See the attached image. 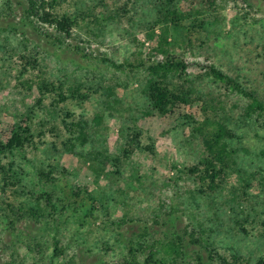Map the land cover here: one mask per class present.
Returning <instances> with one entry per match:
<instances>
[{"label": "rangeland", "instance_id": "obj_1", "mask_svg": "<svg viewBox=\"0 0 264 264\" xmlns=\"http://www.w3.org/2000/svg\"><path fill=\"white\" fill-rule=\"evenodd\" d=\"M248 2L253 8L244 0H60L55 12L77 23L70 38L54 45L22 19L18 0H0V136L7 139L20 124H27L34 136V143L11 158L23 186L16 203L34 206L32 194L71 197L74 205L59 219V232L63 242L84 248L87 262L121 264L128 242L148 239V245L155 244L169 230L165 223L172 209L179 230L205 231L204 246L231 263V254L247 264L264 258V227L256 223L264 211V128L241 118L247 99L227 93L204 73L213 64L264 101V1ZM163 7L181 16L176 26L166 21ZM50 32L55 33L53 28ZM164 32L173 44L169 51L188 63L190 78L205 94L201 100L214 102L223 108L220 114L230 117L238 167L250 176L247 195L236 199L231 190L199 193L200 183L186 170L204 158L202 136L193 133L183 116L158 115L143 92L147 72L128 65L157 60L154 52ZM23 56L37 58L39 65L25 66ZM111 62L124 68L117 70ZM43 79L62 86L58 93H45L38 104L36 84ZM75 89L79 91L73 95ZM60 92L66 101L60 100ZM200 106L181 113L200 114ZM81 120L87 123L84 142L77 138L78 130L66 127ZM137 132L138 149L116 170L114 159L122 157ZM75 192L81 195L75 197ZM246 214L251 215L250 223H244L248 235L235 223ZM145 228L153 237L138 236ZM5 229L6 221L0 219V264L11 260ZM187 241L188 236L186 262L161 249L157 258L198 264L199 252L207 262L209 252ZM15 244L25 254L21 243ZM52 254L53 247L47 256Z\"/></svg>", "mask_w": 264, "mask_h": 264}, {"label": "trees", "instance_id": "obj_2", "mask_svg": "<svg viewBox=\"0 0 264 264\" xmlns=\"http://www.w3.org/2000/svg\"><path fill=\"white\" fill-rule=\"evenodd\" d=\"M244 1L248 3V7L253 8L248 0ZM59 3L60 0H18L17 4L22 9V19L26 24L54 45H62L65 39L70 38L77 23L76 19L68 15L59 16L55 12ZM7 6L11 7V4L7 3ZM160 12L168 18H166V21L171 19L175 26L181 19V16H175V13L168 10V8H164ZM51 28L54 29L55 33L50 32ZM150 37L152 38L153 35H150ZM171 45L173 44L168 40L167 33L164 32V36L154 52L157 60H152L150 64L140 61L136 65H128L131 68L144 69L147 72L148 80L143 92L158 115L166 119L176 115L183 116L188 121L185 124L193 130V133L202 136L204 158L186 170L192 176H195L196 181L200 183L199 193L212 196L224 190H231L236 199L241 195H247L250 176L246 174V177L238 167L235 157L237 150L231 145L232 140L236 139L237 136L236 132L229 127L230 117L224 112L220 114L218 109L223 108L216 107L214 102H203L201 100L200 97L205 94L197 89L190 78L188 63L169 51ZM23 59L25 60V66L34 68L39 65V61L35 57L23 56ZM111 63L117 70L124 68V64ZM204 73L213 81L221 84L227 93L238 94L247 99L241 118L245 122L258 124L264 128V101L254 92L243 88L235 78L224 73L213 64L204 67ZM36 85L41 93L37 100L38 104L43 102L45 93H58L59 88L62 86L56 87L47 79L41 80ZM32 87V85L28 86L29 90H32ZM78 91L79 89L72 90V94L75 95ZM57 95L61 101L68 99L61 92ZM81 98L86 99L87 97L81 96ZM201 103L200 114L203 116L202 120L198 119L200 114L197 111L195 113H181L183 109L192 111L194 107ZM96 121L100 123V116L96 118ZM66 125L71 131L78 130L79 136L77 138L82 142L85 141L86 121L81 120L77 124ZM138 135L140 134L137 132L136 137L130 139V145L123 150L122 157L114 159L116 170H119L125 161L130 160L133 153L138 149L139 145L136 143ZM33 138L31 128L27 124L25 126L21 124L14 126L7 139L0 136V219L6 221L4 232L11 238V245L7 243L5 245L7 249L11 250V260L8 264H99L84 260V248L77 242H63L61 239L58 221L66 216L67 211L73 207L74 204L70 203L71 197L67 196L63 200L60 198L55 200L53 193L39 196L32 194L35 202L34 206L24 202L16 203L18 196L23 193V190L20 189L23 186L20 175L16 170V164L11 158L17 152H23L34 143ZM5 160L7 162H4ZM91 168L96 173L101 171L95 165H92ZM116 174H119V172L116 171ZM40 175L48 180H54L48 173L41 172ZM233 175H236L235 183H238V186H235L232 182ZM9 191L11 194H9ZM85 194L91 203H95L96 199L90 192L86 190ZM80 195L81 192L73 194L75 197ZM169 215L170 218L165 223V225H169V230L163 233L164 238L156 239L153 241L155 244L148 245V239L145 238L153 237V234L148 228L143 229L138 236L144 238L145 241L128 242V253L121 264H178L176 259L170 261L166 257L157 258L158 249L163 250L168 256L175 255L177 258L181 255L182 260L186 262L188 256L184 243L186 236L189 237L187 242L204 247L209 252L207 262L204 261L202 254L197 252L198 264H218L216 257L221 258L223 264H247V259L236 254H231L233 263L224 257H220L214 249L204 246L205 231H190L189 228L179 230L175 210L172 209ZM250 218L251 215L246 214L235 221L240 227V231L246 235L249 234V230L244 226V223H250ZM255 220L253 219L254 223ZM256 223L258 226L264 227V211L257 216ZM36 226L39 227L36 228ZM34 230H37V232ZM182 231L184 232L182 233ZM50 241H52L51 244ZM15 242L21 243L20 247L25 249V254L19 252V247L16 246ZM51 247H53V254L49 257L47 255ZM256 264H264V258H260Z\"/></svg>", "mask_w": 264, "mask_h": 264}]
</instances>
